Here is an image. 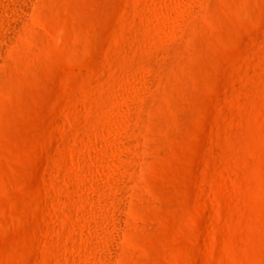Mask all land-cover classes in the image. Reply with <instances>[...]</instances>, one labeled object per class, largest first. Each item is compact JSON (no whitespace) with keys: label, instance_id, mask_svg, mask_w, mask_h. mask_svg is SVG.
<instances>
[{"label":"rangeland","instance_id":"rangeland-1","mask_svg":"<svg viewBox=\"0 0 264 264\" xmlns=\"http://www.w3.org/2000/svg\"><path fill=\"white\" fill-rule=\"evenodd\" d=\"M0 264H264V0H0Z\"/></svg>","mask_w":264,"mask_h":264}]
</instances>
